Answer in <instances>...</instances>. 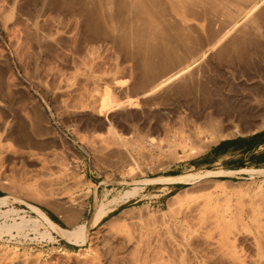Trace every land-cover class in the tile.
Returning a JSON list of instances; mask_svg holds the SVG:
<instances>
[{"label":"rangeland","instance_id":"obj_1","mask_svg":"<svg viewBox=\"0 0 264 264\" xmlns=\"http://www.w3.org/2000/svg\"><path fill=\"white\" fill-rule=\"evenodd\" d=\"M28 1L25 0L30 5L32 1ZM3 8L4 11L0 8V198L4 201L0 202V249L15 248L33 257L37 255L38 264H80L84 260L82 255L80 258L74 255L81 252L79 249H89V245L61 238L31 206L38 207L58 226L72 229L88 224L95 207L105 204L115 210L103 221L122 213L119 224L123 236L132 240L158 239L166 246L173 241L172 236L176 238L174 225L190 224L177 214L179 207L203 203L201 216L205 219L200 228L205 235H215L216 228L209 221L225 217V227L243 231L235 239V245L246 252L247 237L263 236L264 222H259L264 221V143H255L264 137L260 134L264 130V15L258 17L263 21L260 29L256 28L258 32L253 26L249 25V29L246 26L243 32L232 34L237 35L235 45L229 36L213 49L205 36L218 29V25L207 27L204 23L200 38L210 54L195 55L185 62L187 69L202 67L197 71L200 77L193 75L200 79L191 76L189 86H194L184 91L178 80L168 83L166 89L163 87L165 92L162 88L140 98L134 86L135 60L112 45L117 53L111 43H85L81 50L60 47L47 54L32 48L34 42L25 32L27 24L17 20L14 9ZM51 14L46 13L43 24L61 21L73 37L74 21ZM131 73L135 76L131 77ZM111 84L118 90L114 87L113 90ZM103 97L108 105L105 109L100 105ZM231 142L237 151L220 156L219 152ZM242 168L247 170L202 177L205 170ZM249 169L262 171L251 174ZM189 174L195 175L191 179H167ZM139 217L150 220L135 226ZM14 223L24 226L14 227L17 226ZM101 225L102 222L92 231L99 232ZM44 230L49 234L45 235ZM114 248L118 264L125 263L131 247L119 240ZM212 252L203 251L204 264H225ZM31 260L30 264H36V260Z\"/></svg>","mask_w":264,"mask_h":264},{"label":"bare ground","instance_id":"obj_2","mask_svg":"<svg viewBox=\"0 0 264 264\" xmlns=\"http://www.w3.org/2000/svg\"><path fill=\"white\" fill-rule=\"evenodd\" d=\"M30 1H32L31 4L27 5V2H25L24 0L26 5H23L22 0H0V8H2V10L4 11L5 9L3 8L4 6L12 7V9H14L15 11V16L17 20L22 23L25 22L27 24L25 27V32L32 38L35 44V47L33 44L32 47L33 49L37 48L38 50L42 52H47L48 54V52L54 53L60 47L61 49H64L62 47H70V48H74V50L75 49L79 50L81 46L85 43H91V42L95 43V41L109 42V44L111 43L110 46L111 48L112 45H114L118 50L122 52V54L135 60V67H133V69L136 68L135 70L137 72V76L131 73V77L134 75L137 78L134 86L136 87V90H138L137 96H139L140 98H145V96H149L152 93H155L157 90L162 89L172 81L179 80L180 83L179 86H181V89L183 91L187 90L188 87L190 88L191 87L189 86L190 77L193 75H198L199 73L197 74V71H199V69H202V67L198 68V70H192L191 68H188L189 69L188 70L185 66L186 65L185 62L187 60H189L192 57L194 58L195 55H201L203 57L204 56L206 57L209 47L211 49L215 48L216 46L219 47V45H221L223 41L226 40V38H228L229 36H231L232 38L230 42L233 45H235L236 41H238V39L236 38L237 35L234 36L232 34H234L235 32L237 33V31H239L240 33L243 32L244 31L243 29H245L246 26L249 29V25L253 26L255 29L258 27L257 29L259 30L260 29L259 26L263 21L260 20V18L258 17L264 15V7L263 9H261L264 0H30ZM48 12L49 13L51 12L53 15L55 14L62 19L68 18L69 20H73L75 24L74 27V25L71 23L72 26L74 27V33H73L74 35L72 34L73 37H71V35H69L65 31V28L60 23L61 21L58 24H56V22L55 24L54 23L43 24L44 16ZM65 20L63 21L64 23ZM45 21L46 20H44V22ZM204 23L208 25L207 27H211V26L213 27V25L216 24L218 25V29L213 31L209 30L210 32L208 36H205L206 35L205 33L204 36L207 37L206 41L210 46L203 48L202 46L203 41L202 38H200V33H201L200 27ZM68 25L70 26V24ZM70 29L69 32L71 31ZM205 29L204 31L207 32L209 28H207V30ZM247 32L244 33L248 34ZM19 34L21 35V33ZM259 34H261V31ZM22 35L25 36V34L23 33ZM252 35L255 34L252 33ZM204 39L205 38H203V40ZM242 39L243 38H241V40ZM86 48L88 49V46ZM82 49H84V47H82ZM117 49L116 51L118 53ZM125 59H127V57ZM133 64L134 63H132V65ZM202 66H204V64H202ZM88 76L90 75L88 74ZM108 77L109 79H113L110 78L111 76ZM195 77L193 79H195ZM104 79L108 80V78H104ZM91 80H93V78ZM193 81H191V83ZM111 82L112 81H110V83ZM123 82L124 81H121V83ZM121 83H119V85ZM196 86H198V84L195 85V87ZM113 87L114 86H112V89L114 90L115 87L114 88ZM129 87H131V85ZM121 88L122 87H120V89ZM11 90L13 89H10V91ZM180 91L181 90L176 89L177 93H180ZM185 92L187 93L188 91ZM1 93L2 91L0 92V94ZM156 93H158V91ZM12 95H16V94H12ZM8 96L12 98L10 93ZM4 97L2 98L4 99ZM10 97L9 99H11ZM21 97L22 96L18 98L20 99ZM90 97H92V94L90 95ZM166 98H164V100H166ZM159 99L162 98L160 97ZM141 100L143 99H140L139 101ZM4 101L2 100L3 103ZM101 101L103 102L101 103ZM101 101H100V105L101 107H103L102 109H105V106H108L107 104H105V98L104 97L103 99L101 98ZM128 101H130V99ZM142 103L145 102L142 101ZM9 107H13V106L9 105ZM101 107L98 108V113ZM109 107H112L111 104L109 105ZM7 129H9V127ZM7 137L10 138L8 135H6V138ZM125 156L127 155L125 154ZM246 170H247L246 168L245 169L242 168L239 170H220V171L205 170V172L202 173V177L210 174L214 175L216 173H218L219 175L233 174L236 172H242V171L245 172ZM259 170L249 169L248 171H251V174L261 173L260 171L262 170L260 171ZM194 175L192 174L185 176L176 175V176L168 177L167 179L168 180H177L182 178L191 179ZM68 200L74 201V199L73 200L68 199ZM3 201H4L3 197L0 198V202ZM64 201L65 203L67 202L66 200ZM201 204L194 203L192 205H185L183 207L181 206L179 207L178 213L176 211L175 214L177 213L182 217V221L184 219V221L186 222L188 221V223L190 224L186 226H183V224L174 225L173 229H176L175 230L176 238L175 236L171 235L172 237H174V239L166 246H162L160 242H157L158 239L132 240L129 237L123 236V231L121 230L119 224L120 221L123 220L122 213L117 212L114 215L110 216L108 219L103 221V218L107 216L108 213L115 210V207L104 206L105 204L104 205L98 204L99 206L95 207L88 220V224L86 223L87 225L86 224L76 225V227L74 226L72 229L71 228L66 229L58 226L46 215V213H44L38 207L31 206V208L33 211H35L38 214V216L41 217V219L46 223L49 229H51L61 238L70 240L74 243H77L78 245H84L85 243L89 245V246L87 245L89 249L88 248L84 249L85 248L84 247L82 248L83 250L79 249L81 251V252L79 251L80 252L79 254L75 253L74 255L75 257L79 255L78 256L79 258L81 255L85 257L80 264H118L119 258L115 254V252L117 251L114 252L113 248L115 247V244L119 240H123L126 246L131 247L130 255L127 257V261L123 264H204V258L202 259L201 257L203 255V251L205 250H207V252L213 251L215 253V256L217 254L218 256L217 258H219L225 264L226 262L228 264H264V230L261 231V233H263L262 234L263 236L261 235L258 236L257 234L259 238L255 237L254 235L249 236L246 234L247 236H249L246 238L247 242L245 241L247 244L246 247H248V252H246L242 248V246H237L238 245L237 243L235 245V239L236 238L238 239V236L243 231L239 229L231 230V228H229L230 229L229 230L227 227H225V222H226L225 217L212 219L211 221H209V224H212V226H214L217 231L215 230V232L213 233L215 235L207 236L204 234L205 232L202 230L203 228H200L201 227L200 225H202L201 223H203L204 222L203 220L205 219V218L202 219L201 216L202 208H204V205L202 207ZM188 217L190 220L186 219ZM258 218L259 217H257V219ZM149 220L148 219L146 220V218L143 217L142 218L139 217L135 222L134 221L133 222L134 225L135 224L140 225V224H147ZM25 222L27 223V221ZM101 222H102L101 226L103 228L99 232L95 233V230L93 232L92 229L95 228ZM252 222H255L254 219ZM263 222L264 221L262 220V222L260 221L259 223H263ZM255 223H253L252 225H254ZM20 225L21 223L17 224V226L15 225L14 227H19ZM9 226L11 225H7L6 227L9 228ZM21 226L23 227L24 225ZM212 226L210 228H212ZM260 227L258 226V228ZM255 231L256 233L258 232L257 230ZM46 232L48 231H45L43 233L45 235L49 234ZM47 237L49 238V235H47ZM38 258L39 257L37 255L33 257L32 255H29L26 252H18L15 248L0 249V264H30L31 259H33L34 261L36 260V264H38L37 262Z\"/></svg>","mask_w":264,"mask_h":264},{"label":"crops","instance_id":"obj_3","mask_svg":"<svg viewBox=\"0 0 264 264\" xmlns=\"http://www.w3.org/2000/svg\"><path fill=\"white\" fill-rule=\"evenodd\" d=\"M261 135H264V130L262 131V133H260ZM253 135H259V134H253ZM260 143H264V137L261 138V140L257 141L255 144H259ZM253 144V145H255ZM237 147L235 146L234 142H231L230 145L228 146L227 149L225 150H221L222 152H219V155L220 156H225V155H228L229 153H232L234 151H237ZM248 149V148H247Z\"/></svg>","mask_w":264,"mask_h":264}]
</instances>
